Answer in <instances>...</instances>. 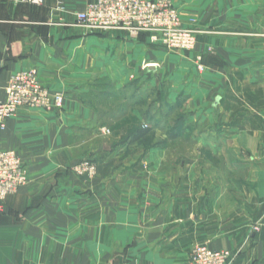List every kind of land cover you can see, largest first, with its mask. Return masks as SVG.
Returning a JSON list of instances; mask_svg holds the SVG:
<instances>
[{"label": "crops", "instance_id": "0c3cea01", "mask_svg": "<svg viewBox=\"0 0 264 264\" xmlns=\"http://www.w3.org/2000/svg\"><path fill=\"white\" fill-rule=\"evenodd\" d=\"M91 1L0 0V97L13 74L34 70L65 98L56 112L19 108L0 135V149L15 151L28 174L0 202V264H190L197 245L230 252V264H264V226L251 230L264 211V159L233 180L196 165L177 181L174 167L162 165L165 150H129L118 139L100 147L88 101L96 86L135 79L153 90L174 78L170 92L189 95L197 61L146 34L78 25L75 13ZM74 128L92 134L87 156L97 175L89 182L69 169Z\"/></svg>", "mask_w": 264, "mask_h": 264}, {"label": "rangeland", "instance_id": "374dc122", "mask_svg": "<svg viewBox=\"0 0 264 264\" xmlns=\"http://www.w3.org/2000/svg\"><path fill=\"white\" fill-rule=\"evenodd\" d=\"M180 1L172 0L180 24L196 32V43L190 50H166L197 61L192 80L198 86L189 95L170 92L174 78L153 90L135 79L123 86H96L88 101L98 120V143L107 149L118 139L114 144L129 150H165L162 165L174 167L177 181L196 165L224 179L243 177L248 164L264 159V0H185V8ZM200 86L209 90L200 91ZM190 98L191 105L199 102L200 107L188 109ZM146 127L150 134L132 143L133 133ZM74 131L70 146L76 160L69 169L89 182L97 175L95 159L87 156L92 134L85 128Z\"/></svg>", "mask_w": 264, "mask_h": 264}, {"label": "built area", "instance_id": "2783aa9c", "mask_svg": "<svg viewBox=\"0 0 264 264\" xmlns=\"http://www.w3.org/2000/svg\"><path fill=\"white\" fill-rule=\"evenodd\" d=\"M43 0H29L39 5ZM75 22L92 29H123L131 34L146 33L150 43L168 50H190L195 46L196 32L180 24L172 0H94L75 13ZM64 96L44 87L34 70L13 74L0 97V135L6 124L21 107L56 112L62 109ZM28 183L27 169L13 150L0 149V202ZM264 226V211L251 230ZM228 251L197 245L192 250L190 264H230Z\"/></svg>", "mask_w": 264, "mask_h": 264}, {"label": "trees", "instance_id": "16d2710c", "mask_svg": "<svg viewBox=\"0 0 264 264\" xmlns=\"http://www.w3.org/2000/svg\"><path fill=\"white\" fill-rule=\"evenodd\" d=\"M150 132H151V128L149 127L140 128L133 133L130 141L132 143L140 142L144 140L150 134Z\"/></svg>", "mask_w": 264, "mask_h": 264}]
</instances>
